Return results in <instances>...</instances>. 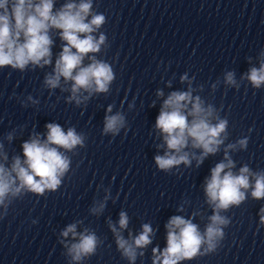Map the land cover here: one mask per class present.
<instances>
[{
  "label": "clouds",
  "instance_id": "clouds-1",
  "mask_svg": "<svg viewBox=\"0 0 264 264\" xmlns=\"http://www.w3.org/2000/svg\"><path fill=\"white\" fill-rule=\"evenodd\" d=\"M53 9L54 0H0V68L10 66L23 71L29 64L39 67L50 65L53 40L49 32L56 29L64 44L55 60L53 72L45 76V86L56 89L60 87L61 78L65 82L71 81L72 95L67 99L68 102L75 100L77 105L82 102V92L88 93L83 96L84 101L94 93H107L115 79L113 68L95 55L89 56L99 53L106 44L107 37L103 32L99 38L93 35L106 23V16L93 11V0H79V3L70 0L55 12ZM85 57L90 60L86 66ZM245 78L254 89H260L264 85V60L259 68L252 67ZM186 79V75L181 76L182 82ZM224 83L238 87L233 72L225 74ZM194 91L189 87L187 91L171 92L164 99L156 118L155 128L163 136L166 151L154 159L158 168L165 172L181 164L191 166L193 159L199 166L207 156L216 154L228 140V119L221 117L220 109L212 103L194 95ZM157 95L163 96V91H158ZM111 111L110 106L108 112ZM124 124L125 118L121 113L106 115L103 133L118 134ZM46 128V140L35 136L23 142V162L17 156L13 158L10 168L0 163V206L4 208L0 217L7 215L15 199L27 193L43 196L46 192L56 191L71 168V158L65 152H72L78 146L85 147L86 137L77 133L75 128L65 132L56 123H48ZM8 139H12L11 134ZM248 142L249 138L244 136L228 143L224 148V160L211 169V176L206 179L204 191L213 214L208 218L209 223L203 233L191 219L172 216L165 225L167 247L162 252L158 248L153 249V264H178L179 261L217 251L225 237L224 229L231 223V219L221 215V212L233 206L239 207L247 199L249 189L253 199H264V171L254 172L247 164L240 167L238 173L232 171L235 162L229 153L246 150ZM189 145L199 149V154L185 151ZM4 160H7V155ZM104 207V203H100L92 209L93 214L101 213ZM178 210L183 211V207ZM260 213V226H264V208L260 209ZM118 224L119 228L109 222L118 249L134 261L137 249L152 242L153 229L150 224H143L142 231L130 242L120 232L128 227L127 213H120ZM69 233L73 237L77 235L75 224L68 225L61 235L67 237ZM85 233L79 234V242L68 248V254L75 261L96 252L99 243L97 235L87 229Z\"/></svg>",
  "mask_w": 264,
  "mask_h": 264
}]
</instances>
